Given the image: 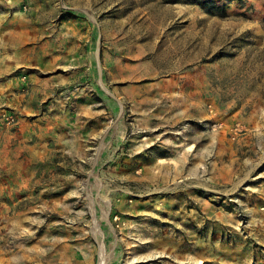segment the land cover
<instances>
[{"label": "rangeland", "instance_id": "obj_1", "mask_svg": "<svg viewBox=\"0 0 264 264\" xmlns=\"http://www.w3.org/2000/svg\"><path fill=\"white\" fill-rule=\"evenodd\" d=\"M12 3L93 25L119 114L106 160L0 177V264H264V0Z\"/></svg>", "mask_w": 264, "mask_h": 264}, {"label": "crops", "instance_id": "obj_2", "mask_svg": "<svg viewBox=\"0 0 264 264\" xmlns=\"http://www.w3.org/2000/svg\"><path fill=\"white\" fill-rule=\"evenodd\" d=\"M7 1L0 0V112L16 124L0 127V177L42 176L36 165L55 158L60 166L113 156L119 107L100 66L111 60L108 46L95 40L93 25L80 36L56 32Z\"/></svg>", "mask_w": 264, "mask_h": 264}, {"label": "built area", "instance_id": "obj_3", "mask_svg": "<svg viewBox=\"0 0 264 264\" xmlns=\"http://www.w3.org/2000/svg\"><path fill=\"white\" fill-rule=\"evenodd\" d=\"M21 80L23 83H25L26 78L22 77ZM15 124H16V118L12 114L5 111L0 112V127H11L14 126ZM114 221L118 222L119 218L115 217Z\"/></svg>", "mask_w": 264, "mask_h": 264}]
</instances>
